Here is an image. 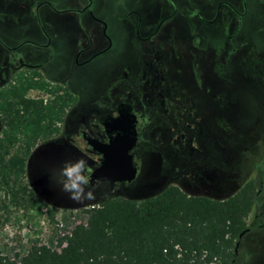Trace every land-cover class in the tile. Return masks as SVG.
<instances>
[{
  "label": "flooded vegetation",
  "instance_id": "obj_1",
  "mask_svg": "<svg viewBox=\"0 0 264 264\" xmlns=\"http://www.w3.org/2000/svg\"><path fill=\"white\" fill-rule=\"evenodd\" d=\"M55 8L80 13L72 19L75 64L110 54L115 49L113 38L119 40L120 64L80 119L78 136L93 160L89 175L102 159L89 140L107 141L106 129L115 126L116 117L132 125L136 144L158 140L172 143L177 134L183 144L186 138L190 140L185 130L201 128L197 114H203L206 106L215 108L223 103L225 109L229 105V96L224 103L222 93L215 86L209 87L211 77L228 81L233 71L248 69L264 80V52L260 47L264 0H0V77L5 82L25 69L44 71L53 50L52 35L43 20L50 23L49 11ZM4 28L9 35H1ZM39 37H43L38 42L40 48L35 49ZM23 44L26 48L19 50ZM224 148L222 163L228 164L231 147ZM228 172L213 164L208 167L206 187L214 195L233 189ZM119 182L129 181L110 185L105 178L88 185L105 184L104 191L109 192ZM259 209L261 221L256 227L263 223L264 202ZM252 229L247 228L242 235ZM242 235L237 240L238 250H242Z\"/></svg>",
  "mask_w": 264,
  "mask_h": 264
},
{
  "label": "rangeland",
  "instance_id": "obj_2",
  "mask_svg": "<svg viewBox=\"0 0 264 264\" xmlns=\"http://www.w3.org/2000/svg\"><path fill=\"white\" fill-rule=\"evenodd\" d=\"M78 15L79 12L55 8L48 15L52 21L47 23L43 20L52 35L53 52L44 71H38L43 72L45 79L51 82L66 84L78 99L66 109L59 123V131L39 140L25 159V171L20 180L32 189L33 196L41 200V205L38 206V199L29 200L24 205L14 204L11 196L0 189L1 253L11 257L22 255L31 243L60 250L63 246L60 239L71 234L76 225L84 221L82 208L116 195L145 199L158 194L170 184L177 185L188 194L221 198L231 194L238 183L253 179L259 189L257 202L262 204L264 156H260V153H264V107L261 103L264 104V80L263 76H256L248 69L233 71L228 81H218L214 76L209 79V87L215 86L222 93L223 102L227 96L230 97L229 105L225 109L223 103L215 105V108L208 105L203 114H197L201 128L185 130L190 140L186 138L181 144L177 134V140L172 143L163 140L141 141L132 149L137 169L134 179L117 183L109 192L104 191L105 184L88 185L87 188L93 191L91 199H69L68 193L61 189V168L64 162L76 159H83L88 169L92 168L89 148L78 136L80 119L88 112L89 105L93 104L121 60L116 36L113 38V54L104 53L82 64L74 63L75 32L72 19ZM107 20L110 24V19ZM5 28L1 30V35H9V30ZM260 36V47L264 52V33ZM42 38H37V43ZM39 43L34 44L33 48H40ZM18 48L23 51L26 45ZM4 80L0 77V87L8 82ZM28 94L44 96L37 91ZM195 94L198 100L201 99L198 92ZM1 127L0 123V130ZM227 145L231 147V159L224 164L222 156L226 153L224 146ZM239 149L242 152L235 156ZM210 164L229 171V183L234 186L233 189L214 195L206 187L205 172ZM253 215L254 212H251L247 221ZM262 218V225L246 232L240 239L239 247L246 254L244 264H264V210Z\"/></svg>",
  "mask_w": 264,
  "mask_h": 264
},
{
  "label": "trees",
  "instance_id": "obj_3",
  "mask_svg": "<svg viewBox=\"0 0 264 264\" xmlns=\"http://www.w3.org/2000/svg\"><path fill=\"white\" fill-rule=\"evenodd\" d=\"M30 90L46 97L30 96ZM77 99L37 69H25L0 87V189L14 204L38 199L20 180L25 159L39 140L59 131ZM256 189L248 179L221 198L188 194L174 184L145 199L108 197L82 208L84 221L60 239V250L31 243L22 255L0 251V264H242L239 234L261 221Z\"/></svg>",
  "mask_w": 264,
  "mask_h": 264
},
{
  "label": "water",
  "instance_id": "obj_4",
  "mask_svg": "<svg viewBox=\"0 0 264 264\" xmlns=\"http://www.w3.org/2000/svg\"><path fill=\"white\" fill-rule=\"evenodd\" d=\"M123 120L121 117H116L114 119L115 126L106 129L109 133L107 141H101L97 138L89 140L92 149L99 152L102 157L100 163L93 168L89 175L90 182L107 178L111 185L117 181H131L134 179L136 166L133 162L132 149L136 144L135 131L130 123L126 125ZM112 131H114V134L110 135ZM242 233L239 234V237Z\"/></svg>",
  "mask_w": 264,
  "mask_h": 264
},
{
  "label": "clouds",
  "instance_id": "obj_5",
  "mask_svg": "<svg viewBox=\"0 0 264 264\" xmlns=\"http://www.w3.org/2000/svg\"><path fill=\"white\" fill-rule=\"evenodd\" d=\"M89 172L90 169L83 159L64 162L61 168L62 180H60V184L61 189L68 193L69 199L80 200L93 197V191L87 188Z\"/></svg>",
  "mask_w": 264,
  "mask_h": 264
},
{
  "label": "built area",
  "instance_id": "obj_6",
  "mask_svg": "<svg viewBox=\"0 0 264 264\" xmlns=\"http://www.w3.org/2000/svg\"><path fill=\"white\" fill-rule=\"evenodd\" d=\"M30 91H36V90H30ZM30 91H29V92H30ZM29 92H28V93H29ZM37 92H41V91H37ZM41 93H43V92H41ZM28 95H29V94H28ZM43 95H44V96H33V97H42V98H45V97H46V94L43 93ZM30 96H31V95H30Z\"/></svg>",
  "mask_w": 264,
  "mask_h": 264
}]
</instances>
